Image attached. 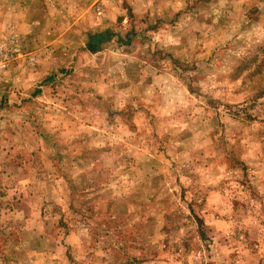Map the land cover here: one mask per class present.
<instances>
[{
  "label": "rangeland",
  "instance_id": "374dc122",
  "mask_svg": "<svg viewBox=\"0 0 264 264\" xmlns=\"http://www.w3.org/2000/svg\"><path fill=\"white\" fill-rule=\"evenodd\" d=\"M10 35L0 264H264V0H0Z\"/></svg>",
  "mask_w": 264,
  "mask_h": 264
},
{
  "label": "built area",
  "instance_id": "2783aa9c",
  "mask_svg": "<svg viewBox=\"0 0 264 264\" xmlns=\"http://www.w3.org/2000/svg\"><path fill=\"white\" fill-rule=\"evenodd\" d=\"M17 56H20L19 40L15 35H10L7 43L0 46V74L8 68L10 62Z\"/></svg>",
  "mask_w": 264,
  "mask_h": 264
},
{
  "label": "crops",
  "instance_id": "0c3cea01",
  "mask_svg": "<svg viewBox=\"0 0 264 264\" xmlns=\"http://www.w3.org/2000/svg\"><path fill=\"white\" fill-rule=\"evenodd\" d=\"M26 23H29V22H26Z\"/></svg>",
  "mask_w": 264,
  "mask_h": 264
}]
</instances>
